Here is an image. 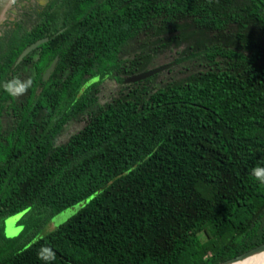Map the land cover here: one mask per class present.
I'll return each mask as SVG.
<instances>
[{"label":"trees","instance_id":"16d2710c","mask_svg":"<svg viewBox=\"0 0 264 264\" xmlns=\"http://www.w3.org/2000/svg\"><path fill=\"white\" fill-rule=\"evenodd\" d=\"M165 56L185 76L124 83ZM13 77L32 80L20 97L3 91ZM106 77L119 88L100 103ZM253 168H264V0H15L6 12L0 233L30 207L84 203L32 243H0V264H221L264 242Z\"/></svg>","mask_w":264,"mask_h":264},{"label":"rangeland","instance_id":"374dc122","mask_svg":"<svg viewBox=\"0 0 264 264\" xmlns=\"http://www.w3.org/2000/svg\"><path fill=\"white\" fill-rule=\"evenodd\" d=\"M169 58L158 57L155 59V62L149 64V68H154L163 64L171 63L167 61ZM172 71L168 72L170 68ZM170 68L164 69L163 71L152 75L149 77V81H147L148 85L156 86L161 83H165L172 79L179 78L181 76H185L187 71L182 68H178L175 66V62ZM144 71V70H141ZM140 72V71H139ZM137 73V72H136ZM124 78L129 75H123ZM98 81V80H96ZM119 82L111 77H106L99 82L97 93L98 102L104 103L109 100L114 93L117 92L119 88ZM84 119L79 117L78 119L70 120L64 127L63 132L59 135V141H64L70 135V133L76 131L81 128L84 123ZM84 202H79L72 206L65 208L64 210L54 214L53 216H49V214H43L44 212H40L37 210H33L32 207L18 212L14 215L7 217L4 220L3 232L2 235L0 233V243L4 246H7L10 240L14 239L15 243L20 244H29L34 242L40 237H43L47 233L54 230L57 226L65 222L69 217L75 214L83 205ZM12 243V241H11ZM10 243V244H11ZM256 254V253H254ZM252 254V255H254ZM251 256V255H250Z\"/></svg>","mask_w":264,"mask_h":264},{"label":"water","instance_id":"95a60500","mask_svg":"<svg viewBox=\"0 0 264 264\" xmlns=\"http://www.w3.org/2000/svg\"><path fill=\"white\" fill-rule=\"evenodd\" d=\"M48 0H39L40 4H44L46 3ZM13 2L12 0H0V25L3 23L4 19H5V14L8 11V9L12 6ZM23 5H25V2H22ZM13 12H15V9H12ZM62 29H60L57 33H59L60 31H62ZM48 40V37H42L39 38L33 42H31L30 44L26 45L21 52L18 54V56L16 57L14 63H13V68L18 65L23 58L28 55L32 50H34L37 46H39L40 44L46 42ZM57 62V57H55L52 62L50 63V65L46 68L44 74H43V78H46L51 71L53 70V68L55 67V64ZM174 64V62L171 63H167V64H163L154 68H150L144 71H140L137 73H134L132 75L126 76L124 78V83H133V82H137V81H141L144 80L146 78L151 77L154 74H157L161 71H163L164 69H168L170 68L172 65ZM264 251V242L247 250L246 252H243L235 257H232L224 262H222L221 264H226L229 262H233V261H237V260H242L254 253H258Z\"/></svg>","mask_w":264,"mask_h":264},{"label":"clouds","instance_id":"9594fccd","mask_svg":"<svg viewBox=\"0 0 264 264\" xmlns=\"http://www.w3.org/2000/svg\"><path fill=\"white\" fill-rule=\"evenodd\" d=\"M12 2L15 3V0H12ZM31 86L32 80L30 78L20 79L19 77H13L2 83L3 91L10 97H20L24 95ZM252 173L260 183H264V168H253Z\"/></svg>","mask_w":264,"mask_h":264},{"label":"bare ground","instance_id":"6f19581e","mask_svg":"<svg viewBox=\"0 0 264 264\" xmlns=\"http://www.w3.org/2000/svg\"><path fill=\"white\" fill-rule=\"evenodd\" d=\"M226 264H264V251L248 256L242 260H237Z\"/></svg>","mask_w":264,"mask_h":264},{"label":"flooded vegetation","instance_id":"af4514ba","mask_svg":"<svg viewBox=\"0 0 264 264\" xmlns=\"http://www.w3.org/2000/svg\"><path fill=\"white\" fill-rule=\"evenodd\" d=\"M36 1H38V3L40 4L39 0H36ZM50 2H51V0H48L46 3H44V4H41V5H43V6H46V5H49V4H50Z\"/></svg>","mask_w":264,"mask_h":264}]
</instances>
